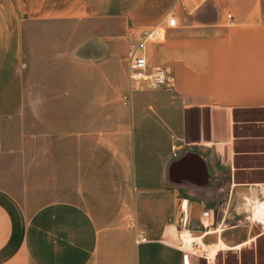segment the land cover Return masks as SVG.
I'll use <instances>...</instances> for the list:
<instances>
[{
	"label": "crops",
	"instance_id": "1",
	"mask_svg": "<svg viewBox=\"0 0 264 264\" xmlns=\"http://www.w3.org/2000/svg\"><path fill=\"white\" fill-rule=\"evenodd\" d=\"M170 14L146 49L170 88L122 106L129 42ZM62 64L75 94L22 82ZM243 110H264V0H0V264H201L264 236V136L235 137ZM187 154L203 182L172 176Z\"/></svg>",
	"mask_w": 264,
	"mask_h": 264
},
{
	"label": "rangeland",
	"instance_id": "2",
	"mask_svg": "<svg viewBox=\"0 0 264 264\" xmlns=\"http://www.w3.org/2000/svg\"><path fill=\"white\" fill-rule=\"evenodd\" d=\"M103 26H104L103 24L99 25V27H103ZM60 28L61 30H64L67 32L78 31V30L84 29L81 25L75 24V23H70V24L66 23L64 26ZM70 43H71V40H66L67 45ZM64 67L65 66L62 64L61 67L59 66L46 67L48 69L51 68L50 72L42 71V72L32 73L30 75L23 74L21 75L22 82L26 81L28 83L29 78H30L32 83H37L40 85H42L41 83H44V86H46L47 88H53L52 92L54 93H56L57 89L60 86H63V92H64V87H67L68 90L70 91V94L71 93L75 94L77 91V80H74V79H75V75L78 74V72L77 70H73L70 68L68 71H65ZM57 68H61V70ZM79 72L82 75H89L90 70H86L82 68ZM90 81L91 80L86 79L84 80V82L82 81L80 83V86L82 85L81 87L82 89H83V83H84V94L85 95H88L89 91L92 89V86L89 85ZM90 103L96 104L95 102H89L88 104ZM53 107L56 113H58L62 105L58 104V105H54ZM76 108H77L76 103L70 104L71 112ZM63 109H64V126H65V104L63 105ZM234 120H235V137L243 138L244 136H252V137L264 136V110L238 111L234 114ZM257 146L258 145H256L255 143L239 141L236 147L237 149L244 151V150H256L258 149ZM65 156H66V152H65ZM257 177H258L257 179L261 181L264 180V173L259 174ZM31 195L35 196V193L32 191ZM191 199L192 198H190V200ZM38 204L39 203L37 202H28L27 204L23 203L24 208L26 207L33 208ZM256 233L258 232L256 231ZM180 242L181 241H179V245H180ZM199 250L201 249H198L196 251H199ZM192 251H195V250H192ZM205 262L206 263L202 261L201 264H264V236H261L255 239L251 243H248L247 246L241 248V250H230L228 252L226 251L218 252L213 257L212 261H210V263L207 261Z\"/></svg>",
	"mask_w": 264,
	"mask_h": 264
},
{
	"label": "built area",
	"instance_id": "3",
	"mask_svg": "<svg viewBox=\"0 0 264 264\" xmlns=\"http://www.w3.org/2000/svg\"><path fill=\"white\" fill-rule=\"evenodd\" d=\"M227 18L229 16L227 15ZM175 26L173 14L168 15L165 20L164 27L151 28L143 30L136 39L129 42L125 52V77L128 85V95L121 97V105L126 106L129 101V93L140 91H157V89H168L171 86L172 78L165 68L158 64L149 63L146 57V49L150 44H156L163 39L165 29H172ZM264 195V186L259 189ZM206 216V213H202ZM181 225H185V219ZM263 229V225H259ZM137 234L135 243L141 242ZM190 252V251H189Z\"/></svg>",
	"mask_w": 264,
	"mask_h": 264
},
{
	"label": "water",
	"instance_id": "4",
	"mask_svg": "<svg viewBox=\"0 0 264 264\" xmlns=\"http://www.w3.org/2000/svg\"><path fill=\"white\" fill-rule=\"evenodd\" d=\"M195 161L200 175L199 177H193L192 171L189 167V163ZM171 174L173 177L180 180L188 181L190 183L199 182L201 180L204 181V168L201 160H199L195 155H183L176 159V162H174L171 165ZM201 181V182H203Z\"/></svg>",
	"mask_w": 264,
	"mask_h": 264
},
{
	"label": "bare ground",
	"instance_id": "5",
	"mask_svg": "<svg viewBox=\"0 0 264 264\" xmlns=\"http://www.w3.org/2000/svg\"><path fill=\"white\" fill-rule=\"evenodd\" d=\"M263 226H264V223H261ZM251 241H253V240H251ZM200 245H201V242H200V240L199 239H196V240H193V239H191V238H189V237H185L183 240H181V242H180V246L181 247H185V248H187V249H190V250H196V249H200L199 247H200ZM203 246V245H202ZM201 246V247H202ZM246 246V244H244V245H240V246H236V247H227L226 245H222V244H220V246H213V248L210 250V252H209V254H207L208 255V258L209 259H213V256H215L218 252H221V251H226V252H228V251H230V250H241V248H243V247H245ZM194 247H195V249H194ZM220 248V249H219ZM184 249V248H183ZM187 249H185V250H187Z\"/></svg>",
	"mask_w": 264,
	"mask_h": 264
}]
</instances>
